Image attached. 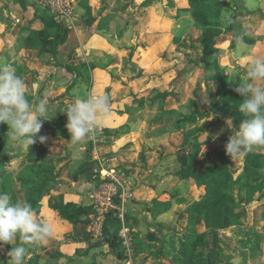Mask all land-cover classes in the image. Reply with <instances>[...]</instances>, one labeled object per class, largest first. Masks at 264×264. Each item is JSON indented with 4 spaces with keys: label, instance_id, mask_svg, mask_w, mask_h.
<instances>
[{
    "label": "rangeland",
    "instance_id": "obj_1",
    "mask_svg": "<svg viewBox=\"0 0 264 264\" xmlns=\"http://www.w3.org/2000/svg\"><path fill=\"white\" fill-rule=\"evenodd\" d=\"M184 2L185 0H132L130 17L108 16L98 27L108 43L117 44L115 35L122 29L123 24L130 25V31L120 32L122 38L118 41H126V45L120 46L118 50L108 49L118 57H113V53H106L100 62L92 60L90 55L87 61L90 67L87 62L79 65L86 68L81 72L85 83L75 88L80 97L107 95L110 98V114L107 118L98 119L99 127L93 138L97 136L94 141L99 144H115L117 152L114 155L105 153L99 160L106 164L108 162L109 169L123 175L133 194L126 223L134 242V264H160L162 261L182 264L179 255L185 244V234L202 232L206 227L204 223H194L187 211L200 197L202 190L196 189L191 181L181 180L173 172L179 168V164L189 161L192 147L187 139L197 135L198 129L206 126L207 122L209 128L202 136L219 133L224 140L232 135V129L226 127L228 119L232 120L234 130L238 131L240 127L236 118L212 110L214 107L209 99L211 83L202 84L205 77L210 78L211 75L203 67L202 30H194L196 21L192 11L182 10ZM260 2V9L264 14V0ZM111 3L112 0H106L102 12L111 8ZM26 4L25 8L18 0H0V40L3 38V43L0 42V56L9 46L5 38L18 36V40L22 42L12 57L10 54L1 56L0 64L14 69L16 75L24 81L25 94L35 105L36 100L43 97L42 93L49 89L52 82L51 75L43 72H48L55 62L51 54L41 51L40 39L33 41L29 36L37 34L36 24H40L39 19H50L51 14L47 10L46 0H26ZM98 7L93 0H72V16L67 24H72V27L74 22L79 24L74 19L79 18V10H82L83 17V14H93ZM240 8L239 0H221L222 24L217 29L221 48L220 65L227 71L228 79L234 85L247 78L245 68L251 60L256 57L264 58V31L262 38L255 44L244 41L251 46V54L236 55L237 40L242 39L243 34L258 36L259 26L256 19L244 21ZM260 18L263 20L264 16ZM101 28L108 29L112 37L104 35ZM57 30V27H53L49 29V33L54 34ZM27 40L29 43H26ZM102 62H105L104 69L97 70L98 63ZM108 66L113 67L109 69ZM256 83L258 86L264 85V80H257ZM197 89L202 96H196ZM64 98L58 99L61 105L64 104ZM194 113H206L208 117L200 119L196 124L184 123L179 127V121L184 116ZM62 139L66 142V138ZM9 146L15 148L18 145L9 142ZM110 147L113 148V145ZM212 149L211 144L202 146L197 160L199 167L202 168L204 162L212 157ZM257 149L264 153V147ZM246 155L236 157L233 166L235 173L243 166ZM111 156L115 159L104 160ZM26 162L25 157H18L7 164L13 178ZM96 170L98 166H92L81 178L73 179V176L65 175L61 179V186L67 190V184L74 187L79 180L91 183L89 181ZM97 174L98 177H103L102 170ZM258 181H264V169ZM234 191L237 201L244 205V219L242 225L226 226L221 230L223 248L226 253L233 255L230 264H264V196L246 203L240 189L235 188ZM173 192H178V195L172 196ZM34 218L38 219L35 216ZM55 221L61 225L66 223L58 217H55ZM118 226V221L109 219L107 230L112 234L118 230ZM70 228L52 227V237L41 246L47 248L59 245L54 243L57 239L87 236L85 225ZM95 240L93 246L106 245L104 248L109 249L100 252H113L108 240ZM16 245V238L13 245H0V261L3 264H8L10 258L7 253ZM28 245L26 264H31L33 257L29 253L35 255V246L39 244ZM197 251L202 259L207 258L205 242ZM61 254L67 256L66 253ZM68 260L73 264L72 259ZM88 260V264H93L92 256Z\"/></svg>",
    "mask_w": 264,
    "mask_h": 264
},
{
    "label": "trees",
    "instance_id": "obj_2",
    "mask_svg": "<svg viewBox=\"0 0 264 264\" xmlns=\"http://www.w3.org/2000/svg\"><path fill=\"white\" fill-rule=\"evenodd\" d=\"M18 1L25 8L27 7L26 0ZM184 3L182 10L192 11V16L198 24L194 30H202L203 67L206 72H211L210 78L205 77L202 84L211 83L209 99L214 107L212 110L232 116L241 123L247 116L238 110L242 102V97L235 91L238 85H234L228 79L227 71L220 65L221 48L217 39V29L222 24L221 0H185ZM45 21V28L39 30L37 34H32L31 37L40 39L42 52L56 55L58 47L66 41L70 29L58 21L56 16H50V19H45ZM51 27H57L58 31L54 34L49 33ZM194 30L192 29L193 34ZM241 38L249 44H255L259 39L249 34H244ZM64 67L70 72L78 73V78H83L78 66L65 64ZM196 96H202L198 89ZM40 100L41 98L36 100V103ZM207 117L206 113L186 115L179 121V127L184 123L196 124L200 119ZM65 121L66 119L62 117L59 122L48 119L43 122L42 126L46 123L61 125ZM208 128L209 123L207 122L206 126L198 129L197 135L187 139V143L192 147L189 161L186 164H179V168L173 172L181 180L191 181L196 189L202 190L200 197L188 207L187 211L194 223H204L206 227L202 232L194 231L191 235L185 234V244L179 255L182 264H230L233 255L225 252L220 232L226 226L243 224L244 205L237 201L234 189H240L246 203H251L256 198L264 196V181H258V177L263 174L264 153L258 151L257 147L247 152L243 166L235 173L233 166L236 157L232 159L226 153L228 140L222 139L219 133L202 136ZM8 130L7 123H0V191L8 192L13 201L30 204L33 216L37 217V220H43L41 213L44 208V197L50 196L52 199L54 194L64 191L61 186V177L65 175V172L49 158V149L52 145L49 139L55 135V130L42 127L40 133L33 137L35 142L23 151L22 146L10 148L7 142ZM41 135L46 137L44 142L39 140ZM205 144L213 145L212 157L207 159L201 168L197 165V160ZM18 157H25L27 162L13 178L7 169V164ZM94 163L96 162L90 159L89 154V157L76 171V175L86 172ZM95 175L94 179L105 180L98 177V174ZM171 195H178V192H173ZM52 210L58 218L73 224L78 223L81 217L88 213L84 205L72 200H67L62 206H52ZM112 235L113 237L108 241L113 248V254L123 259V254L118 250L116 232ZM15 238L17 245L22 243L19 234ZM203 242L208 249L206 259H202L197 251ZM25 247L29 249L28 244H25ZM160 264L168 263L162 261Z\"/></svg>",
    "mask_w": 264,
    "mask_h": 264
},
{
    "label": "crops",
    "instance_id": "obj_3",
    "mask_svg": "<svg viewBox=\"0 0 264 264\" xmlns=\"http://www.w3.org/2000/svg\"><path fill=\"white\" fill-rule=\"evenodd\" d=\"M93 1H96L97 5L99 6L97 8V11L93 12V14L91 13L83 14L82 17L83 12L82 10H79L78 12V14L80 15L78 16L79 18L74 17L75 21L79 22V24L74 22L73 27L70 26L72 24L68 26V28L70 29L68 37L66 41L58 47L56 55H53L48 52H43V53L51 54L53 56V60L55 64L52 67H50L48 72H43V74L51 75L52 82L49 89L44 91L42 93L43 97H41V99L46 100L47 103L51 106L50 114L52 116L49 118V120L59 122L60 117L66 119L65 123L64 124L61 123V125L46 123V125L42 126V127H47L48 129L51 130H55V135L51 136L49 139L52 143L49 149V158H51L54 161V163L57 165L59 169H62L65 172V175H71L73 176V179L74 177L81 178L83 175L88 173V171L90 170V168H92V166L94 165L98 166V170H96V172L94 171L92 174L93 177L91 179L92 181L91 180L89 181L91 183H88L86 180H79L76 182V184H74L75 185L74 187H72V184H67L65 187L68 189L67 190L64 189V191L54 194L52 199L50 198V196L44 197L43 199L44 208L41 213V218L44 221L48 222L53 228L71 227L70 229H74L78 225L79 227L81 225H85L86 232L88 233L87 236L84 238L83 237L78 238L77 236H75L74 238H70L68 240H65L64 238L62 240L57 239L56 241H54V243H59V245H51V246H47V248H44V246H41V244H39L37 247L35 246V255L33 253H29L30 256L33 257L30 260L32 261L31 264H71L69 263L70 260H68V258L73 260L72 261L73 264H88L89 256H92L93 264H115V263L123 264V260L115 256L112 251L107 252L106 254L100 252L101 250H109L104 248L106 245L103 247L100 245H97L96 247L93 246L92 243L96 241L95 240L96 237L92 238L93 234L90 231L91 217L94 214V207L92 204L90 192L96 183L101 182L100 180L98 181L97 179H94L95 178L94 175L97 174L98 171L101 169L100 167L101 161L99 159L100 157L106 154L114 155L117 152V148L115 147L114 143H107V144L96 143L94 139L97 138V136L93 138V135H91L90 138H86L84 141L80 143L73 144L70 140L71 134L69 133L66 127V124L68 122L67 113L64 112V110L68 107L69 102L75 100L76 97L78 98L81 96L76 92L75 90L76 86L77 85L82 86L85 83L82 77L81 79L80 77L78 78V73L70 72L66 67H64V65L71 64L74 66H78V69L80 68L81 70L80 69L79 70L82 72L86 68L85 67L81 68L79 65L84 62H87L88 56L90 55L92 60L100 61V62L102 61L103 55H105L106 53H113V57H118L115 52H109L108 49L118 50L120 46H125L126 41L118 42L122 38L120 32L122 31L125 32L127 30L130 31V25L123 24V26L121 27L122 29H120L119 33L114 37L117 40V44H110L106 41L107 38L102 34H100L102 32L99 31L98 27L104 20H106V17L108 16L112 18L114 17L119 18L120 16L128 17L131 11L130 8L132 7L131 4L132 0H112L111 3L112 7L106 10L105 12L102 11L104 10V5L106 0H93ZM260 1L261 0H239V3L241 4L240 14L241 16H243L244 21H247V19H249L250 21L252 19H256L257 23L259 22V24H257L259 25L257 31L258 36L252 35L258 37L259 40L260 38H262V34H263L262 32L264 31V18L263 20H261L260 18V16H264V14H262L263 13L262 10L260 9L261 8ZM121 5H123L124 9L122 8ZM94 13H96L97 15ZM88 17H90L91 20H89ZM86 21H88L87 22L89 23L88 25ZM223 21L225 20L223 19ZM260 21H262L261 25H260ZM39 22L40 24H36L37 25L36 29L38 31L44 29L46 26L45 19L43 20L39 19ZM85 23L86 25H84ZM91 23H93V25L96 24V26L91 25ZM194 26H198V24L196 23V25ZM50 29H53V27H51ZM101 29L104 31L105 33V34L103 33L104 35H106L107 37H112V34L108 33V29L107 30L106 28H101ZM29 38L33 41L37 40V39H33L31 36H29ZM96 38H100V39H96ZM18 39H19L18 36L16 38L14 36H12L11 38L9 37L5 38V40L9 42L8 43L9 46L7 48V51L4 52L1 56L3 55L6 56L10 54V56L12 57V55H14L18 49L19 47L18 45L22 43L21 40ZM28 41L29 40H27L26 43H29ZM0 42L3 43V38L0 40ZM87 63H88L87 66H89L90 65L89 62ZM104 67H105V62L98 63L97 70L104 69ZM111 67L108 66L109 69ZM72 95L76 97H73ZM53 96L55 97V99H51ZM62 97L65 98H64V104L61 105L58 102V99L59 98L62 99ZM54 127L57 128L55 129ZM62 137L66 138V142H64ZM110 145H113V148H111ZM89 154H90V159L94 160L96 163H94L86 172L76 175V171L79 170L83 162L89 157ZM107 159L108 161H110L111 159H115V158L114 156H111L109 158L107 157L104 158V160L106 161ZM65 175H63L62 177H64ZM67 200H72L78 202L79 204L84 205L88 209V213L82 216L80 221L76 224L69 222L67 223L66 221L61 219L62 221L66 222V223H62L61 225V223L55 221V217L57 216L54 215L55 213L52 210V206H62L66 203ZM55 230L57 231V229ZM74 234H76V231ZM111 250H113V248ZM61 252L66 253L67 256H64L63 254H61ZM40 258H42V260L39 261Z\"/></svg>",
    "mask_w": 264,
    "mask_h": 264
},
{
    "label": "clouds",
    "instance_id": "obj_4",
    "mask_svg": "<svg viewBox=\"0 0 264 264\" xmlns=\"http://www.w3.org/2000/svg\"><path fill=\"white\" fill-rule=\"evenodd\" d=\"M236 55L251 54V46L242 39L237 40ZM247 78L237 83L235 91L242 97L238 110L247 118L234 130L232 120L226 121V127L232 129L226 144V153L233 159L244 156L256 147H264V58L256 57L245 68ZM24 81L16 75L13 68L0 64V123H7V142L28 148L35 141L33 137L40 133L42 124L52 115L51 106L41 99L33 105L24 91ZM67 113L66 127L71 134L73 144L90 138L99 125V118L110 114V98L107 95H88L69 102L64 110ZM40 142L46 137L39 136ZM19 234L22 243L13 246L7 253L8 264H26L28 248L25 244H42L53 235L52 226L33 216L32 206L25 202L13 201L10 194L0 191V245L12 244ZM3 264V261H0Z\"/></svg>",
    "mask_w": 264,
    "mask_h": 264
},
{
    "label": "built area",
    "instance_id": "obj_5",
    "mask_svg": "<svg viewBox=\"0 0 264 264\" xmlns=\"http://www.w3.org/2000/svg\"><path fill=\"white\" fill-rule=\"evenodd\" d=\"M46 6L51 16H56L63 25L69 26L67 23L72 16V0H46ZM100 163L105 180L96 183L90 192L94 207L90 231L94 237L108 240L113 237L107 230L108 220L118 221L116 242L118 250L124 256L123 264H134V242L126 223V216L131 210L130 203L133 199L131 188L123 175L109 169L106 162Z\"/></svg>",
    "mask_w": 264,
    "mask_h": 264
}]
</instances>
